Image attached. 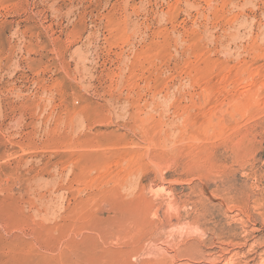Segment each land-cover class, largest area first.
Here are the masks:
<instances>
[{
	"label": "rangeland",
	"instance_id": "374dc122",
	"mask_svg": "<svg viewBox=\"0 0 264 264\" xmlns=\"http://www.w3.org/2000/svg\"><path fill=\"white\" fill-rule=\"evenodd\" d=\"M0 264H264V0H0Z\"/></svg>",
	"mask_w": 264,
	"mask_h": 264
}]
</instances>
